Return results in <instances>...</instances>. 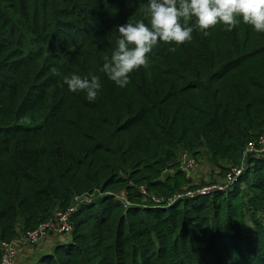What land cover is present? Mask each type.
I'll use <instances>...</instances> for the list:
<instances>
[{
    "label": "trees",
    "instance_id": "1",
    "mask_svg": "<svg viewBox=\"0 0 264 264\" xmlns=\"http://www.w3.org/2000/svg\"><path fill=\"white\" fill-rule=\"evenodd\" d=\"M147 4L0 0V244L75 205L68 241L37 264H264V157L245 155L264 136V33L194 29L119 87L100 69ZM71 74L100 77L95 101ZM183 153L245 170L171 205L192 190Z\"/></svg>",
    "mask_w": 264,
    "mask_h": 264
},
{
    "label": "clouds",
    "instance_id": "2",
    "mask_svg": "<svg viewBox=\"0 0 264 264\" xmlns=\"http://www.w3.org/2000/svg\"><path fill=\"white\" fill-rule=\"evenodd\" d=\"M140 11L143 19L130 17L114 29L119 34L116 47L100 69L119 87L130 83L133 71L149 67L148 55L159 43L182 45L192 39L194 29L205 31L222 24L232 31L243 22L264 33V0H148ZM51 72L60 75L57 67ZM63 83L71 92H85L90 102L97 99L101 88L100 77L94 74L90 78L66 75Z\"/></svg>",
    "mask_w": 264,
    "mask_h": 264
},
{
    "label": "built area",
    "instance_id": "3",
    "mask_svg": "<svg viewBox=\"0 0 264 264\" xmlns=\"http://www.w3.org/2000/svg\"><path fill=\"white\" fill-rule=\"evenodd\" d=\"M259 144H262L261 146ZM254 154L257 157H264V136H261L258 140L253 141L249 144V146L246 149L245 155L248 154ZM188 154V153H184ZM186 157H189L188 162H186L184 168L182 167V170L186 173V176L190 178L189 173L193 169L194 165L196 164L195 158H193L191 155H186ZM192 158V159H191ZM185 161V160H184ZM244 165L242 168H239L232 173H230L227 176L226 182L223 184H220L218 186L214 185L213 188H209L208 190L203 191H196L200 193L199 195H208L213 193L214 190L219 189L217 192H223L228 191L233 183L236 181V179L243 173L244 171ZM230 185V187H229ZM188 192H192L189 190ZM186 192V194L188 193ZM196 192H192L188 194L189 196L194 198V195ZM181 194H178L173 199L170 200V203L174 202V200L178 199ZM184 195V194H182ZM76 206L69 207L66 211H59L54 214L53 218L50 220L40 224L36 229L29 230L26 232L21 238L18 240H12L9 242H2L0 244V250H1V257H0V264H15L18 254V248L22 246L23 244H37L41 240H43L45 237H47L49 234L52 235H59L65 238H69L70 234L73 232V224L71 222V215L75 212Z\"/></svg>",
    "mask_w": 264,
    "mask_h": 264
},
{
    "label": "rangeland",
    "instance_id": "4",
    "mask_svg": "<svg viewBox=\"0 0 264 264\" xmlns=\"http://www.w3.org/2000/svg\"><path fill=\"white\" fill-rule=\"evenodd\" d=\"M260 146L262 144H259ZM182 155V154H181ZM186 155L188 154H184L182 156L179 157V162L181 165V168L185 166L186 162H188L189 157H186ZM192 159V158H191ZM185 160V161H184ZM197 162L194 165L193 169L190 171L189 173V177L192 180V192H196V191H203V190H208L209 188H213L214 185L218 186L220 184H223L224 182H226L227 176L232 173L233 171L237 170V167H240V165H242L243 160L240 162L239 165H233L230 166L228 168V170L222 171L218 168H214L213 166H211L210 164H207L205 162H203V160L200 159H195ZM224 185V184H223ZM230 187V185H229ZM219 191V189H216L213 191V193ZM192 192H188L187 194L184 193V195H180V197L176 200H179L181 198H185L187 196H189L188 194L192 193ZM212 193V192H211ZM193 194V193H192ZM200 193L196 192L194 195L195 198L198 196H203V195H199ZM125 194L120 193V194H116L115 198L116 200L127 204V201L125 199ZM209 195V194H208ZM95 198H93L94 200ZM174 200V203L175 201ZM88 202L87 204L91 203L92 201H86ZM84 202V203H86ZM173 204V202L171 203V205ZM170 205V204H169ZM24 234H20L19 237L13 239V240H18L19 238H21ZM65 242L68 241L67 238L60 236V234L57 235H52L49 234L47 237H45L43 240H41L39 243L33 245V244H23L22 246H20L18 248V254H17V259H16V263L15 264H37L38 261L41 260L42 256L50 253V252H54L56 250V248L61 245V242Z\"/></svg>",
    "mask_w": 264,
    "mask_h": 264
}]
</instances>
